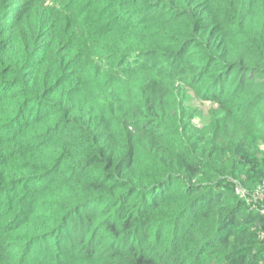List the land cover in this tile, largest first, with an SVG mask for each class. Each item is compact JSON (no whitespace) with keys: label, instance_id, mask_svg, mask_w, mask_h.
Here are the masks:
<instances>
[{"label":"trees","instance_id":"obj_1","mask_svg":"<svg viewBox=\"0 0 264 264\" xmlns=\"http://www.w3.org/2000/svg\"><path fill=\"white\" fill-rule=\"evenodd\" d=\"M0 264H264V0H0Z\"/></svg>","mask_w":264,"mask_h":264},{"label":"rangeland","instance_id":"obj_2","mask_svg":"<svg viewBox=\"0 0 264 264\" xmlns=\"http://www.w3.org/2000/svg\"><path fill=\"white\" fill-rule=\"evenodd\" d=\"M199 105H202V107H203L204 109H207V108L209 107L208 104H202V103H200Z\"/></svg>","mask_w":264,"mask_h":264},{"label":"clouds","instance_id":"obj_3","mask_svg":"<svg viewBox=\"0 0 264 264\" xmlns=\"http://www.w3.org/2000/svg\"><path fill=\"white\" fill-rule=\"evenodd\" d=\"M48 2H50V0H47Z\"/></svg>","mask_w":264,"mask_h":264}]
</instances>
